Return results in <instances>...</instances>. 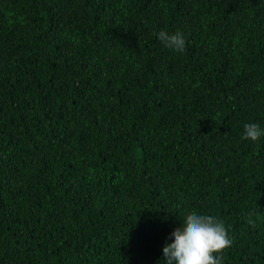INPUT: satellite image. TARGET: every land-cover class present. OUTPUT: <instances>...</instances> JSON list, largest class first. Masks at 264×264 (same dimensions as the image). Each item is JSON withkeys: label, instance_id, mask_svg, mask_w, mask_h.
<instances>
[{"label": "trees", "instance_id": "obj_1", "mask_svg": "<svg viewBox=\"0 0 264 264\" xmlns=\"http://www.w3.org/2000/svg\"><path fill=\"white\" fill-rule=\"evenodd\" d=\"M247 123L264 0H0V264H167L192 213L226 228L221 264H264Z\"/></svg>", "mask_w": 264, "mask_h": 264}, {"label": "clouds", "instance_id": "obj_2", "mask_svg": "<svg viewBox=\"0 0 264 264\" xmlns=\"http://www.w3.org/2000/svg\"><path fill=\"white\" fill-rule=\"evenodd\" d=\"M158 38L173 51L183 52L185 40L181 33H158ZM264 135L256 123L244 125L242 139L257 141ZM252 221L249 220V223ZM173 241L162 249L167 264H221L215 255L231 246L232 241L223 223L212 216L188 214L183 225L171 233Z\"/></svg>", "mask_w": 264, "mask_h": 264}]
</instances>
